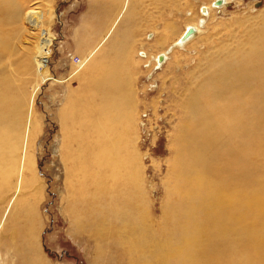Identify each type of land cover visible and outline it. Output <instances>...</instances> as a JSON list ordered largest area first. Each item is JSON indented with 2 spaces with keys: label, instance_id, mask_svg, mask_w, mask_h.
Wrapping results in <instances>:
<instances>
[{
  "label": "rangeland",
  "instance_id": "obj_1",
  "mask_svg": "<svg viewBox=\"0 0 264 264\" xmlns=\"http://www.w3.org/2000/svg\"><path fill=\"white\" fill-rule=\"evenodd\" d=\"M1 1H7L3 5H10L6 11L0 10V77L4 82L6 79L9 81L5 84L8 99H17L24 118L29 117L31 122L27 129L32 137L31 142L28 138L27 142L32 146L35 163L33 168L29 166V171L35 169L33 184L36 194L33 193V196L26 189L25 200L32 208L35 225L32 242L36 238L35 243L39 247L33 250L42 256L40 261L43 264H106L107 259L112 263L123 261L114 233L107 237V241L95 242L86 233L72 232L70 224V218L78 210H70L69 202H78V194L72 197L67 190L70 188L75 194V178L67 171L70 162L66 155H71L78 142L83 149H78L75 155L84 149L87 155L91 143L87 141L89 130L85 125V113L91 110L89 112L93 115L100 105L103 107L105 99L101 93L96 98L91 97L96 83L89 78L79 80L78 75H85L90 70L99 74L98 64L107 63L117 67V74L121 76L127 65L128 73L123 74L126 77L121 82L127 90V82L130 81L135 129L127 120L121 121L125 137L121 155L125 151L134 161L139 207L143 209L149 204L150 231L158 232L162 229L163 219H170L167 216L171 215L163 212L164 205L172 202L167 198V188L174 181L176 186L188 185L189 180L185 184L179 183L180 166H199L202 157L209 162L213 161L211 157L214 158V147L210 145L205 155L197 141L184 143L188 148L183 153L177 150L184 135L182 124L187 110L182 106L187 93L195 94L201 105L206 103L197 93L196 87L200 83L198 78L195 79L196 75L200 78L203 71L199 72L197 68L199 74L191 72H195L197 65H203L208 70L210 60L205 59L206 54L215 58L216 54L220 56L221 48L227 47L233 39L242 47L262 45L263 39L258 38L264 34V0H230L223 7L211 9L207 15L201 7L214 0H172L176 6L170 5L169 9V5L166 8L162 6L167 0ZM52 13L54 16L50 19ZM32 17L38 25L31 28ZM199 18H203V22ZM195 22L201 25V32L190 42L173 47L186 27ZM136 31L141 33L131 43L133 64H126L123 58H115L113 53L109 55L112 38L124 43L122 36H133ZM42 38H45L46 48L42 56L44 63L37 66L31 62L30 51L34 49L40 54L36 45ZM255 40L257 43H254ZM125 50L129 51L127 47ZM160 53L165 54V59L158 65L154 58ZM94 102L99 105L96 107ZM205 110V116L212 114L210 109ZM74 114L81 119L78 117L79 121H73L69 115L72 117ZM19 116L22 118V114ZM189 118H192L191 115ZM105 122L104 117L102 124ZM200 130L211 132L212 128L203 126ZM129 132L134 136L135 151L131 150L132 154L126 145ZM77 137L81 139L72 141ZM88 157V163L80 172L86 180L90 179L94 150L88 153ZM27 176L31 177L30 172ZM86 183V189L82 191H89L95 201L97 188L91 182L79 186L84 188ZM117 186L118 183L115 191ZM134 187L129 178L127 189L133 190ZM4 227L5 235H9L12 228L7 231L6 225ZM24 234L25 229L18 236ZM4 243L6 246L11 244L9 240ZM19 252L15 253L19 259L15 264H24L21 263L24 257Z\"/></svg>",
  "mask_w": 264,
  "mask_h": 264
},
{
  "label": "bare ground",
  "instance_id": "obj_2",
  "mask_svg": "<svg viewBox=\"0 0 264 264\" xmlns=\"http://www.w3.org/2000/svg\"><path fill=\"white\" fill-rule=\"evenodd\" d=\"M216 1H219L217 5ZM229 1L214 0L201 8L207 15L211 9L223 7ZM5 2L0 0V10L6 11L9 7V3L3 5ZM174 4L172 0H167L162 6L166 8L169 5L167 8H170ZM50 16L52 19L53 13ZM33 17L31 28L38 25ZM198 20L203 22L204 19ZM200 26L196 22L188 25L184 33L193 29L189 37L182 38V33L174 41L173 47L178 48L193 40L201 32ZM140 33L136 31L134 37L130 34L124 38L122 36L124 43L112 38L109 55L113 53L115 58H123L126 64H133L131 43ZM258 39H263L262 45L248 47L240 46L233 39L227 47L221 48L220 56L216 54L215 58L212 54H206L205 59L210 60L208 70L203 65H197L195 72H191L196 75L203 71L200 78L196 75L195 79L198 78L200 83L196 87L197 93L206 103L201 105L195 94L187 93L185 105L182 106L187 110L182 124L184 135L177 150L183 153L188 148L184 143L197 141L205 155L208 147L213 146L214 158L210 156L213 161L209 162L202 157L199 166H180L179 183L185 184L189 180L188 185L176 186L174 181L167 188V198L172 202L164 205L163 212L171 215L167 216L170 219H163L162 229L158 232L150 231L149 204L143 209L139 207L134 161L125 151L121 155L125 138L121 121L127 120L135 129L130 81L127 82V90L121 82L126 77L123 74L128 73L127 65L121 76L117 74V67L107 63L98 64L99 74L90 70L85 75H78L79 80L89 78L96 83L91 97L96 98L101 93L105 99L102 101L103 107L100 105L96 111L94 107L93 115L89 112L91 110L85 113V125L89 130L87 141L93 144L88 145V153L94 150L90 179L86 180L84 174H80L90 159L86 149L75 155L78 149H83L80 142L71 155H66L70 162L67 171L75 178V194L70 188L67 190L72 197L78 194V202H69L70 210H78L70 218V224L72 232L86 233L95 242L107 241V237L113 233L116 235L123 261L112 263L107 259L106 264H264V34ZM36 46L40 54L32 49L31 62L41 66L46 51L45 38L40 39ZM141 54L145 55L144 52ZM154 59L161 65L165 54L160 53ZM4 81L0 77V264H15L19 260L15 253L19 250L24 257L21 263L43 264L40 261L42 256L33 250L38 247L36 238L32 242L35 225L32 208L25 200L26 189L32 195L36 194L33 184L35 169L29 171L35 163L32 146L27 142V138L31 142L32 134L27 129L31 122L29 117L24 118L18 100H10L6 96L5 84L9 81ZM94 104L96 107L99 105L97 102ZM205 109L212 111L211 118V115L203 114ZM194 111L198 115L193 114ZM72 112L76 110L72 108ZM21 114L22 118L19 116ZM189 115L192 118L188 119ZM69 117L74 121L79 116L74 114ZM104 117L106 122L102 124ZM203 126H211L212 131L202 132L200 128ZM80 139L77 137L72 141ZM133 142L134 136L129 132L126 145L130 151H135ZM27 172L31 177H26ZM129 178L135 185L133 190L127 189ZM85 182H91L97 188L95 201L91 199L89 191H82L87 183L84 188L79 186ZM117 183L119 186L115 191ZM4 225L7 231L12 228L9 235H5ZM24 229L25 234L18 236ZM18 239L20 245L17 244ZM6 240L11 244L6 246ZM97 248L100 249V246ZM235 249L237 251L234 252Z\"/></svg>",
  "mask_w": 264,
  "mask_h": 264
},
{
  "label": "water",
  "instance_id": "obj_3",
  "mask_svg": "<svg viewBox=\"0 0 264 264\" xmlns=\"http://www.w3.org/2000/svg\"><path fill=\"white\" fill-rule=\"evenodd\" d=\"M215 3H216V5H217V4L219 3V1H216ZM192 30H193V29H188V30H186V32L184 33V35H183L182 38H187V37H189V35L191 34Z\"/></svg>",
  "mask_w": 264,
  "mask_h": 264
},
{
  "label": "built area",
  "instance_id": "obj_4",
  "mask_svg": "<svg viewBox=\"0 0 264 264\" xmlns=\"http://www.w3.org/2000/svg\"><path fill=\"white\" fill-rule=\"evenodd\" d=\"M78 61V60H77Z\"/></svg>",
  "mask_w": 264,
  "mask_h": 264
}]
</instances>
